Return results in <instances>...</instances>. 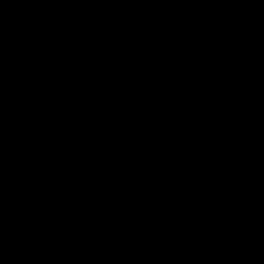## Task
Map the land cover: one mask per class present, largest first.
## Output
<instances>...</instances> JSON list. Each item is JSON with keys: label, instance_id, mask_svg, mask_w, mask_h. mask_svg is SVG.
Listing matches in <instances>:
<instances>
[{"label": "crops", "instance_id": "obj_1", "mask_svg": "<svg viewBox=\"0 0 264 264\" xmlns=\"http://www.w3.org/2000/svg\"><path fill=\"white\" fill-rule=\"evenodd\" d=\"M15 2L13 12L0 2V264H98V240L121 227L127 253L146 243L137 257L152 264H233L250 233L248 205L264 198V0ZM222 58L248 61L258 98L244 104L227 85L198 125L170 75L187 65L205 72ZM94 61L109 77L121 70L122 103L85 73ZM173 150L176 177L159 164ZM93 165L105 181L96 205L85 180ZM69 171L80 187L74 210L63 211L56 178ZM10 195L27 211L16 232ZM106 204L116 206L112 217ZM142 206L152 231L142 224L132 239Z\"/></svg>", "mask_w": 264, "mask_h": 264}, {"label": "trees", "instance_id": "obj_2", "mask_svg": "<svg viewBox=\"0 0 264 264\" xmlns=\"http://www.w3.org/2000/svg\"><path fill=\"white\" fill-rule=\"evenodd\" d=\"M0 2L8 12L16 10L15 0H0ZM85 73L93 79L97 90L110 95L117 105L124 101L120 69L115 68L109 77L102 63L94 61L85 67ZM170 80L178 95L183 114L198 125H202L215 115L214 95L227 85L236 86L244 104L253 103L258 98L253 72L247 60L232 61L222 58L214 68L205 72H201L194 65H187L170 75ZM56 180L61 195L65 197L63 211L74 210L73 195L80 187L76 176L69 171L58 175ZM2 202L3 198L0 194V203ZM246 219L251 223L250 233L233 264H262L257 258L254 260V256L264 237V198L250 202ZM21 228L26 226L22 225ZM113 231L107 241L98 240L97 245L101 254L98 264H129L126 256L130 246L127 228L121 227ZM136 264H152L151 256H143Z\"/></svg>", "mask_w": 264, "mask_h": 264}, {"label": "built area", "instance_id": "obj_3", "mask_svg": "<svg viewBox=\"0 0 264 264\" xmlns=\"http://www.w3.org/2000/svg\"><path fill=\"white\" fill-rule=\"evenodd\" d=\"M262 16L261 14H254L251 17V20H258ZM128 19V12L125 9H121L116 13L115 16V23L116 26L119 29H122L124 27L125 21ZM123 45L127 46L128 42L125 41L123 38H121ZM53 50L55 54L60 55L61 53L64 52V43L62 41H57L53 44ZM15 52V49H11L9 51V54H12ZM60 76V71L55 72V78L58 79ZM220 151L224 152L225 147L224 146H219ZM198 150H195L197 152ZM179 156V151L178 150H173L171 151L168 155L163 156L159 160V164L165 165L166 168V173L170 177H176L180 175V170L175 164L176 158ZM86 191L92 193L89 200L92 205H96L99 200H100V195L95 193L96 190H98L102 185H104L105 181L101 178L99 171L96 166H90V171L87 174L86 178ZM94 192V193H93ZM65 199V197H63ZM7 202L10 206V209L12 211L11 217H20L21 218V223L16 225L13 228V231H18L20 228L23 226H26V209H24L19 202L16 200V198L12 195H10L7 198ZM52 213H44L43 218L44 219H50L52 217ZM21 226V227H20Z\"/></svg>", "mask_w": 264, "mask_h": 264}, {"label": "rangeland", "instance_id": "obj_4", "mask_svg": "<svg viewBox=\"0 0 264 264\" xmlns=\"http://www.w3.org/2000/svg\"><path fill=\"white\" fill-rule=\"evenodd\" d=\"M109 154L110 153L108 152V155ZM130 177H132V176H130ZM123 179H125V178H121V177L117 178L118 181H123ZM106 206L108 207L107 204H106ZM92 207L93 206H90V208H92ZM143 207L144 206H142V207H134V211H135L136 215L133 217V220L131 221V228L134 229V231H136V232H133L132 239L141 237L142 233L138 234L139 233L138 226H141L142 224L149 225L148 230L152 231V226L150 225L151 222L144 223V219L146 220L147 217H146V213L143 212V209H142ZM103 209H105V211L103 212V216L112 217L113 216V211H114V209H116V206L115 205L114 206L109 205L108 208L103 207ZM100 230H101V228H100ZM105 233H106V229H105V232L103 234H105ZM135 235H137V236L134 237ZM152 240H155V237L154 238L152 237ZM148 247H149V245L144 243L141 246H139V248H133L132 250H129L128 253H127V259H128L129 264H136L143 257V256L140 257L141 256L140 254L137 257L136 251L138 249L147 250ZM256 258H257V260H260L262 262V264H264V237H262L261 244L259 246V250L255 254L254 260ZM257 260H256V262H257Z\"/></svg>", "mask_w": 264, "mask_h": 264}, {"label": "bare ground", "instance_id": "obj_5", "mask_svg": "<svg viewBox=\"0 0 264 264\" xmlns=\"http://www.w3.org/2000/svg\"><path fill=\"white\" fill-rule=\"evenodd\" d=\"M165 155H166V154H164L163 156H165ZM163 156H162V157H163ZM99 174H100V173H99ZM166 174H167V173H166ZM86 176H87V175H86ZM100 176H101V175H100ZM85 178H86V177H85ZM101 178H102V177H101Z\"/></svg>", "mask_w": 264, "mask_h": 264}]
</instances>
